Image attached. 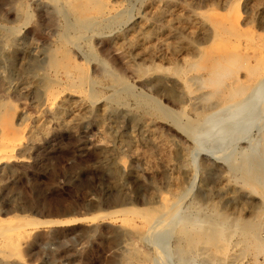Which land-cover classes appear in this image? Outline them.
I'll list each match as a JSON object with an SVG mask.
<instances>
[{
  "label": "rangeland",
  "instance_id": "obj_1",
  "mask_svg": "<svg viewBox=\"0 0 264 264\" xmlns=\"http://www.w3.org/2000/svg\"><path fill=\"white\" fill-rule=\"evenodd\" d=\"M99 1L0 0V264H264V82L208 83L212 27L237 6L264 48V0Z\"/></svg>",
  "mask_w": 264,
  "mask_h": 264
},
{
  "label": "bare ground",
  "instance_id": "obj_2",
  "mask_svg": "<svg viewBox=\"0 0 264 264\" xmlns=\"http://www.w3.org/2000/svg\"><path fill=\"white\" fill-rule=\"evenodd\" d=\"M101 1V0H100ZM95 3V5H101L98 7L99 15H104L106 13H110L112 8L111 4L107 5V3ZM237 1V0H236ZM239 2L241 0H238ZM236 3V2H233ZM251 3V2H250ZM258 3V2H257ZM116 6V5H115ZM237 7V6H236ZM233 7L232 13L227 17L225 14L221 17V22L217 25L212 27L214 31V35L209 48L212 54L213 66H210L209 76H208V83L213 87L212 94L210 96L215 95L217 97H222L224 100L231 106H237L240 103L239 98H244L248 93L257 89L264 82V48L262 46V42L259 41L257 38H248L247 36L242 35L240 32H234L237 24L239 23V9ZM61 8V7H60ZM228 8H230L228 6ZM232 8V6H231ZM252 8V7H251ZM156 11V10H155ZM154 11V12H155ZM152 12V11H151ZM199 12V11H198ZM257 12V11H255ZM114 13V12H113ZM262 13V12H261ZM179 14V13H178ZM191 14V13H190ZM201 14V12H200ZM256 14V13H255ZM74 15V14H73ZM110 15V14H109ZM202 15V14H201ZM204 15V14H203ZM202 15V16H203ZM221 16V15H220ZM256 16V15H255ZM191 17V16H190ZM78 18V17H77ZM80 18V17H79ZM107 18V16H106ZM250 18V16H249ZM103 19V18H102ZM201 19V18H200ZM78 20V19H77ZM82 22V18H80ZM101 20V18H100ZM248 20V18H247ZM247 20H245L247 22ZM97 19L95 22L97 23ZM80 22V21H79ZM94 22V23H95ZM201 22V21H200ZM93 24V23H92ZM177 24V23H176ZM222 25V26H221ZM225 27L228 34L222 35L220 32L222 30L221 27ZM240 27V26H239ZM190 30V29H189ZM253 36V35H252ZM257 37V36H256ZM262 38V37H261ZM160 43V42H159ZM208 43V44H209ZM62 44V43H61ZM158 44V43H157ZM165 46V45H164ZM65 47V46H64ZM208 48H205L206 50ZM55 51V50H54ZM69 51V50H68ZM205 53V52H204ZM67 55V54H66ZM60 56V55H59ZM59 58V57H58ZM68 61V60H67ZM215 61H217L215 63ZM51 64H55L58 67H66L64 64H60L58 61H55V58L51 60ZM215 63V64H214ZM233 65L234 69H243L244 74L242 75L241 79H236L234 71H228V65ZM50 70V69H49ZM203 70V69H202ZM231 70V68H230ZM72 71V70H71ZM71 73V72H70ZM200 73H198L199 75ZM76 75V74H75ZM89 76V75H88ZM200 78V77H199ZM206 81V80H205ZM57 86V85H56ZM203 87V86H202ZM55 89V88H54ZM200 89V88H199ZM52 90V89H51ZM84 90V89H83ZM74 92V91H72ZM254 93V92H253ZM252 93V94H253ZM95 94V93H94ZM209 95V94H208ZM49 97V96H48ZM204 97V96H203ZM202 98V97H201ZM200 98V99H201ZM221 98V99H222ZM237 99H239L237 101ZM247 99V98H246ZM253 99V98H252ZM212 100V99H211ZM52 101V100H50ZM242 101V100H241ZM50 103V102H49ZM55 103V102H54ZM239 103V104H237ZM242 103V102H241ZM61 104V103H60ZM220 104V103H219ZM237 104V105H236ZM64 105V104H63ZM227 105V104H226ZM225 105V106H226ZM227 105V106H229ZM224 106V105H223ZM222 106V107H223ZM221 108V106H220ZM224 108V107H223ZM220 110V109H219ZM80 112V111H79ZM104 112V111H103ZM81 113V112H80ZM218 113V112H217ZM100 114H102L100 112ZM85 115V114H84ZM113 115V114H112ZM79 116V115H78ZM215 116V115H214ZM76 117V116H74ZM98 117H100L98 115ZM206 117V116H205ZM204 117V118H205ZM82 118V117H81ZM76 119V118H75ZM75 119L73 121H75ZM206 119V118H205ZM204 119V120H205ZM209 119V118H208ZM70 120V119H69ZM72 120V119H71ZM67 121V120H66ZM72 121V122H73ZM203 123V122H201ZM205 123V122H204ZM64 124V123H63ZM100 130V129H99ZM109 152V151H108ZM165 205V204H164ZM128 210V209H127ZM135 210V209H134ZM126 211V210H122ZM132 211V210H131ZM141 211V210H140ZM139 213V210L137 211ZM130 212H128L129 214ZM131 213H134L133 211ZM143 214V213H142ZM127 215V214H126ZM132 215V214H131ZM168 215V214H167ZM170 215V213H169ZM128 216V215H127ZM138 216V215H136ZM142 216V215H139ZM144 216V214H143ZM145 217V216H144ZM142 218V217H141ZM147 218V217H146ZM160 218V217H159ZM144 219V218H143ZM151 219V218H150ZM157 219V218H156ZM155 220V219H154ZM158 220V219H157ZM156 222V220H155ZM154 222V223H155ZM158 222V221H157ZM156 222V223H157ZM160 222V221H159ZM32 225H36V221H30ZM126 223L128 226H133L134 220L133 218L127 217ZM2 224V223H1ZM156 225V224H155ZM159 225V224H157ZM160 226V225H159ZM158 226V227H159ZM15 228V227H14ZM13 228V229H14ZM258 228V227H257ZM5 230V229H4ZM13 231V230H12ZM242 231V230H241ZM2 233H5L1 231ZM23 234V233H22ZM242 234V233H241ZM245 235V234H244ZM247 239H249L251 244H257L258 240V232L253 227H251L247 234ZM196 240L200 239L199 237H195ZM195 240V241H196ZM202 241L210 245L220 244L222 248H226L228 246L227 236L224 234V227H221L215 231V233H211L206 235L204 238H201ZM18 241V240H17ZM249 243V242H248ZM260 245V244H259ZM262 250V249H261ZM259 251V250H258ZM264 251V250H263ZM257 252V251H256Z\"/></svg>",
  "mask_w": 264,
  "mask_h": 264
}]
</instances>
